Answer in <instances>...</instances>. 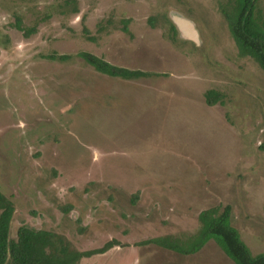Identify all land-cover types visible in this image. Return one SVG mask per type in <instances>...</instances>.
<instances>
[{
  "label": "rangeland",
  "instance_id": "1",
  "mask_svg": "<svg viewBox=\"0 0 264 264\" xmlns=\"http://www.w3.org/2000/svg\"><path fill=\"white\" fill-rule=\"evenodd\" d=\"M228 2L0 0V192L15 205L11 238L26 223L79 251L121 244L81 264H235L214 240L192 256L136 246L193 237L202 211L228 205L230 226L264 254V72L240 56L220 10ZM255 7L264 20V0ZM174 16L193 23L198 43L174 37ZM19 22L35 32L24 36ZM80 52L161 76L111 78ZM209 90L224 103L208 106Z\"/></svg>",
  "mask_w": 264,
  "mask_h": 264
},
{
  "label": "trees",
  "instance_id": "2",
  "mask_svg": "<svg viewBox=\"0 0 264 264\" xmlns=\"http://www.w3.org/2000/svg\"><path fill=\"white\" fill-rule=\"evenodd\" d=\"M256 2L257 0H229L228 3L221 4L220 10L227 20L240 56L255 60L264 72V20L261 14L256 18ZM17 27L26 37L35 32L34 29L24 31L20 22ZM171 29L176 38L178 31L173 23ZM123 30L129 33L127 21ZM84 35L91 40L88 30L84 29ZM76 56L96 72L111 78L133 81L161 76L116 66L89 52H80ZM70 58V55L58 56L53 53L47 59L66 62ZM204 96L208 106L222 104L225 99L213 90L205 92ZM15 211L12 199L0 192V264H81L83 259L104 255L113 248L121 246L117 240H111L99 249L79 251L65 236L49 230H38L26 223L18 228L16 238L13 239L10 230ZM231 211V206L228 205L224 208L215 206L202 211L198 215L201 230L193 237L180 239L166 235L157 240L139 242L136 246L153 245L182 256H190L197 254L209 241L214 240L235 264H264V254L252 255L241 240L238 231L230 226Z\"/></svg>",
  "mask_w": 264,
  "mask_h": 264
},
{
  "label": "water",
  "instance_id": "3",
  "mask_svg": "<svg viewBox=\"0 0 264 264\" xmlns=\"http://www.w3.org/2000/svg\"><path fill=\"white\" fill-rule=\"evenodd\" d=\"M173 24L182 39L198 43V32L195 30V26L190 20L174 16Z\"/></svg>",
  "mask_w": 264,
  "mask_h": 264
},
{
  "label": "crops",
  "instance_id": "4",
  "mask_svg": "<svg viewBox=\"0 0 264 264\" xmlns=\"http://www.w3.org/2000/svg\"><path fill=\"white\" fill-rule=\"evenodd\" d=\"M207 245V244H206ZM200 252V251H199ZM190 256H192V255H190Z\"/></svg>",
  "mask_w": 264,
  "mask_h": 264
},
{
  "label": "bare ground",
  "instance_id": "5",
  "mask_svg": "<svg viewBox=\"0 0 264 264\" xmlns=\"http://www.w3.org/2000/svg\"><path fill=\"white\" fill-rule=\"evenodd\" d=\"M178 15V14H177ZM182 18V17H181ZM172 20V19H171Z\"/></svg>",
  "mask_w": 264,
  "mask_h": 264
}]
</instances>
